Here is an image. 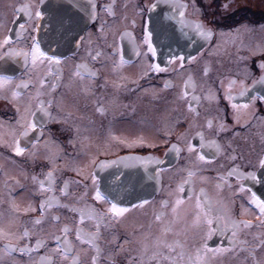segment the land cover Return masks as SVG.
<instances>
[{
    "label": "flooded vegetation",
    "instance_id": "obj_1",
    "mask_svg": "<svg viewBox=\"0 0 264 264\" xmlns=\"http://www.w3.org/2000/svg\"><path fill=\"white\" fill-rule=\"evenodd\" d=\"M45 1L41 4V0H0V41L5 36L11 39L9 44L0 46V76L10 78L0 89V138L3 140L0 142V227L17 235L24 228L32 230L34 234L19 242L21 245L35 244L37 238L46 239L48 245L31 253L16 251L7 254L4 251L7 240L0 238L2 264H41L40 258L45 255L52 257L51 264H68V261H62L52 253L54 244L48 233L59 234L58 230L65 224L74 227L79 220L78 214L67 208H54L47 213L42 225L34 226L32 221L40 216L39 211L23 212L29 202L38 209L40 200L48 195L39 194L32 177L42 180L44 174L53 168V159L55 194L60 197L61 203L76 204L77 207L90 204L98 211L108 208L110 205L93 198L96 186L93 185L92 175H95L102 194L119 206L129 208L110 227H101L98 243L103 255L98 264H130V261L138 264L143 243L151 246L163 227L162 222L156 221L155 214L164 212V221H171V205L177 197L185 201L180 209L182 219L170 225L173 231L165 239L179 240L186 253L194 255L195 249L203 244V231L186 229V226L195 217V193L201 189L213 201H223L233 218L251 220L253 224L251 228L242 229L237 237L247 241L246 244H237L233 251L215 258L209 254V264L264 262V246L257 247L264 239L261 235L264 225L256 219L259 209L251 203L253 194L261 199L251 185L260 180V159L264 158V100L259 98L264 96V71L259 67L264 61V0H177V3L186 5L183 9L185 20L202 24L212 34L201 37L198 46L200 36L193 31L185 32L183 36L187 40L189 37L194 39L195 35L196 47L163 54L156 50L155 56L148 52L143 41L145 26L149 28V6L156 0H93L96 16L84 28L78 45L62 54L51 53L41 47L48 56H56L61 62L56 65L45 60L33 66L30 56L32 37L40 42L42 20L37 24L34 12L37 5L44 11ZM24 4L32 7L31 20L17 11ZM78 6H81V0H74L72 12L78 10ZM21 25L25 26L23 30ZM220 30L226 31L221 39ZM18 32L21 33L19 39ZM132 41H135L139 55H136ZM10 50L20 54H11ZM24 52L29 53L27 63ZM97 52L100 56L94 61L92 56ZM122 56L125 63L117 66ZM82 62L96 71L94 79L81 81L73 77L76 64ZM150 64H158L164 71L150 70ZM49 67L52 75H48ZM57 75L61 79L51 93L56 103L50 111L59 122H46L42 135L39 130L29 133L22 145L27 151L22 156H16L8 146L12 143L10 130L15 128L17 134L21 130L16 124V107L23 110L29 97L35 96L40 89L41 79L46 82L41 89L46 94L40 98L47 101V93ZM189 77L195 82L193 94L200 97L198 103L192 101V111L188 107L191 96L182 98L184 81ZM230 81H235L231 89ZM17 85L21 87L17 88ZM242 85L248 89L244 96L239 94ZM13 91L22 95L13 98ZM229 91L234 97L231 101L226 99ZM209 95L211 98H206ZM253 97L256 99L253 100ZM32 104L34 107V100ZM233 104L249 106L247 109H234ZM98 108L103 112L97 111ZM37 119H41L40 113ZM199 132L204 134L206 141H216L221 152L205 148L203 152L209 162H199L200 171L193 184L186 185L185 191L179 193L177 185L187 177L186 170L194 167L196 160L195 153L187 151L185 140L191 139L199 151L200 138L196 135ZM139 134L141 138L138 141H124ZM181 134L185 138L178 139ZM37 137L39 141L34 149L31 141ZM173 145L180 149L179 155L173 150ZM134 156L143 159L169 156L168 162L158 167L161 170L159 184L152 190L147 185L149 178L145 175V166L139 167L140 174L137 176L141 181L135 183V166L129 162V158ZM233 156L236 157L234 160ZM114 160L116 163L110 165ZM102 164L107 166L101 167ZM232 168H236L238 174L228 176L226 182L218 180V175L227 174ZM239 174H243L242 178ZM103 175H112L117 181L108 184L103 181ZM200 177L207 179L201 180ZM65 181L71 182L68 185L69 194L61 196L59 189ZM218 183L220 188L216 187ZM189 187L194 193L191 200H188ZM109 188L115 189L116 195H109L106 191ZM125 188L146 191L136 198H122L120 195L124 194ZM142 200L149 203L143 207H131ZM162 201H167L168 207H162ZM13 202L19 205V213L12 211ZM53 215L59 220L53 221ZM82 226L87 231H95L92 221H85ZM230 235V232L223 236L213 234L207 240V246L212 249L230 248ZM70 239L77 247L87 248V245L82 246L75 241L74 230ZM93 255L91 251L82 253L81 264H91Z\"/></svg>",
    "mask_w": 264,
    "mask_h": 264
},
{
    "label": "snow or ice",
    "instance_id": "obj_2",
    "mask_svg": "<svg viewBox=\"0 0 264 264\" xmlns=\"http://www.w3.org/2000/svg\"><path fill=\"white\" fill-rule=\"evenodd\" d=\"M166 3L171 4L173 11L177 8L181 9L179 11L180 16V23L182 26H189L184 20V11L183 9L186 8V5L177 3V0H165ZM43 0H41V4ZM156 5H150L149 10L155 9ZM95 4H92V18H95L96 11H95ZM18 12H22L29 20L33 18V10L29 4H24L20 8L17 9ZM35 19L37 24L43 18L44 12L41 10L40 6L37 5L34 12ZM24 25H21V30L24 29ZM193 30L196 32L197 35L201 37H210L211 32L206 30L202 24L194 23L191 25ZM11 31V29H9ZM103 31V27L101 28ZM20 32L17 33V39L20 37ZM124 35H130L129 33H124ZM83 39V38H81ZM33 43L31 47V62L33 66H36L38 62L42 63L43 61L47 60L49 64L55 63L56 65L60 64V58L56 56H48L41 48V43L36 39V37H32ZM11 42L10 37L5 36L3 41H0V46L9 44ZM143 43L147 44L148 52H151L153 56L156 55V48L154 47L152 41V32L149 30L148 26H145L144 30V41ZM133 48L136 52V55H139V49L135 44V41H132ZM11 54L19 55L20 53L15 52L14 50H10ZM23 55L25 56V62L27 63L29 53L24 52ZM100 56V53L97 52L95 56H92V60H96ZM175 59V57H173ZM181 61H183V57H180ZM191 59H195L192 57ZM171 62V61H170ZM125 60L123 56L119 61V65H123ZM183 64L181 63V68ZM259 67L264 71V61H262ZM150 70H155L157 72L164 71V69L160 68L158 64H150ZM115 70V69H114ZM57 73L60 72V69L57 68ZM52 69L49 67L48 75H52ZM73 77L79 78V80L83 81L85 79L92 80L96 76V71L90 68V66L86 62L78 63L75 66V71L73 72ZM205 75H207V70H205ZM10 78L0 76V89L4 87V84ZM61 77L57 75L56 81H53L51 84V88L47 95L49 96L48 100L45 101L40 97L44 96V93L41 89L45 85V80H40V89L37 90L35 96L29 97V102L24 106L23 110L19 106L16 107V111L18 114V118L16 120V124L21 129L17 134L16 129L12 128L9 132V135L12 137V143L8 146L11 147L12 151L16 156H22L27 151L26 147L22 146L23 142L29 137V133L35 132L37 130L40 131L41 135L43 133V128L46 122L51 120H56L59 122L57 117H54L50 111L53 104L56 103L55 99L52 97L51 93L56 90L59 86ZM262 81H264V77H262ZM255 83V82H254ZM235 84V81H230L229 89H231V85ZM24 87H27V84H23ZM168 84L166 82L165 87ZM21 87V85H17V88ZM192 90L191 92L189 90ZM195 89V82L194 80L189 77V79L184 81V90L182 91V98H187L191 96V100L189 101V110H193L192 101H196L197 103L200 100L199 96L194 95ZM248 91L247 88L241 87L240 95L244 96L245 93ZM13 98L19 97L22 95L19 91H13L12 93ZM206 98H211V96H207ZM261 100H264V96L259 97ZM226 99L231 101L234 97L229 93H226ZM253 100L256 97L252 98ZM35 101V106L33 107L32 101ZM248 104L238 105L233 104L232 107L234 109L248 108ZM97 111L103 112V109L98 108ZM41 114V119H37V114ZM209 128H211V122L208 124ZM221 130H223V125H221ZM197 136L200 138V150L197 151L192 143L191 139H186L187 151L192 154L195 153L196 160L193 162L194 167L187 169V177L184 178L178 185H177V192L183 193L185 191L186 185H192L194 182L197 173L200 171L198 164L199 162H209L208 157L203 152L205 148H215L217 153L221 152V147L217 144L216 141H206L204 138V134L202 132L196 133ZM185 138L184 134H181V137L178 139ZM39 141V137L36 140L31 141L33 148L35 149L37 143ZM0 142H3L2 138H0ZM173 150L176 151L177 155H179L180 149L176 146H172ZM34 155V153H33ZM233 160L236 158L235 156L231 157ZM139 159V158H136ZM53 168L49 169L47 173L44 174V178L41 180L37 176H33V182L38 186V192L42 196L45 193L48 195L44 196L39 202V208L37 209L32 205L31 202L28 203L26 207L23 208L24 213L28 212H36L39 211L40 216L35 218L32 221L34 226H40L44 223L45 217L47 213L54 209V208H67L69 211L78 214L79 220L75 222L74 227H70L68 224L63 225L59 230V234L57 232L48 233V237L54 244V247L51 249L52 253L58 255L62 261H68V264H81V254L87 253L91 251L94 253L92 256L91 264H98L100 258L103 255V249L98 243L101 239V227L108 228L111 226L113 221H117L119 218L123 217L125 213L129 211L127 207H121L116 202L112 201L106 195L102 194L101 190L97 186L96 176L92 175L93 185L96 186V191L94 195V200L96 201H103L106 204L110 205L104 211H98L95 207L90 204H84L81 207H77L76 204H64L61 203L60 197H58L56 193V175H55V160L52 161ZM145 165L148 163L155 162L157 164L162 163L160 160L153 161L152 158H147L141 161ZM112 163H115L113 161ZM260 164L264 166V158L260 159ZM106 164H102L101 167H106ZM127 166V165H126ZM158 173L161 170H157ZM79 174V171H78ZM233 174H238V170L236 168H232L229 170L227 174L218 175V180L221 182H226L227 177ZM242 178L243 174H239ZM12 179H15L14 177ZM159 176H157V180ZM201 180H206V177H200ZM19 183V181H16ZM70 181H65L64 185L60 187L59 192L61 196H67L68 193V185ZM78 183V182H77ZM217 188L221 187V184L218 183L216 185ZM188 191V200L192 199L193 196V189L189 187ZM86 195V194H85ZM196 202L195 207L197 212L195 214L194 219L191 221L190 224L186 226L187 228H191L194 230H202L203 231V244L201 247H197L195 249V254L186 253L184 245L179 240L168 241L165 237L173 231L172 227L170 226L173 223L178 222L182 219L181 216V206L185 203L184 199L181 197H177L171 205V214L172 220L171 221H164V217L166 213L164 212H157L155 214V219L158 222L163 223V227L160 230V235H158L152 242L151 246L145 242L142 245L140 250V257L138 264H209V254H211V258H215L217 255H221L226 252L233 251L237 244H246L247 241L238 240L237 237L242 229H248L253 226L251 220H244V219H235L233 218L227 209V206L223 203V201H213L208 194L201 189L200 192L195 193ZM149 201L142 200L139 204H133L132 208L143 207L144 205L148 204ZM251 203L259 209V215L256 219L260 222V225H264V200H261L253 194ZM161 206L166 208L168 207L167 201H162ZM12 211L14 213H19L21 211L18 204L15 202L11 205ZM53 221H58L59 217L56 215L52 216ZM85 221H92L95 226V231H87L82 226ZM74 230L75 232V241L79 242V245H87V248L77 247V245L70 239V233ZM231 233L228 236L229 242L231 244L230 248H223L217 247L215 249L209 248L207 246V240L212 237L213 234H220L223 236L225 233ZM34 232L29 230L28 228H24L23 232L19 235L13 233L11 231H5L3 227H0V238L6 239L7 243L5 245L4 251L7 254H11L12 252L19 251L21 254L31 253L37 251L41 247H47V240L43 238H37L35 244L32 243H24L20 244L19 242L29 239ZM179 235V233H177ZM261 235H264L262 233ZM145 241L147 240V234L144 237ZM16 241V243H14ZM127 243V241H125ZM264 246V239L260 241V244L257 247ZM166 249L167 251H164ZM176 249H180L179 252ZM175 253V254H174ZM41 264H51L52 257L45 255L40 258ZM0 264H2V259H0ZM132 264V261H130ZM258 264H264V262H258Z\"/></svg>",
    "mask_w": 264,
    "mask_h": 264
},
{
    "label": "water",
    "instance_id": "obj_3",
    "mask_svg": "<svg viewBox=\"0 0 264 264\" xmlns=\"http://www.w3.org/2000/svg\"><path fill=\"white\" fill-rule=\"evenodd\" d=\"M73 2L74 0H46L44 2V16L40 23V43L45 51L62 54L73 50L78 45L84 28L92 20L93 0H81V6H78V10H73L72 12L71 7L73 6ZM151 5H156V7L148 12L149 30L152 32V41L157 53H174L185 47L192 48L197 46L195 35L194 39L189 37L188 40L185 35L183 36L185 32L195 31L191 27L192 22L185 20V18L184 20L189 26L181 25L179 16V11L181 9H176L174 12L171 4L166 3L165 0H156ZM200 38L201 36L198 39V46H200ZM150 158H152L153 161L160 160L162 163L157 164L152 162L145 165L141 162L145 159L139 156L130 157L129 162L134 163L135 166V183L141 181L137 176L138 173L140 174L139 167H146L145 175L149 178L147 185L149 184V189L152 190L155 185L158 186L159 184V179L157 180V176H159L157 171L158 167L166 164L169 160V156L163 159ZM112 162L110 165L116 163V161L115 163ZM149 164L150 167H148ZM258 176L260 180L253 183L251 187L256 195L264 200V166H262ZM102 178L103 181L108 184L117 181L116 177L112 175H103ZM106 191L111 196L117 193L113 188L106 189ZM144 191L146 190L136 189L132 191L131 188H125L124 194L120 196L122 198H136L142 196L143 194L140 193Z\"/></svg>",
    "mask_w": 264,
    "mask_h": 264
},
{
    "label": "rangeland",
    "instance_id": "obj_4",
    "mask_svg": "<svg viewBox=\"0 0 264 264\" xmlns=\"http://www.w3.org/2000/svg\"><path fill=\"white\" fill-rule=\"evenodd\" d=\"M225 33H226V31L224 30H220V35H219V39H221L222 37H223V35H225ZM218 43V42H217ZM216 43V44H217ZM218 51H216V53H217ZM136 127H135V129H134V132H136ZM137 133H138V131H137ZM136 134V133H135ZM139 138H141V134H139V136L138 135H134L133 136V138H129V137H127V138H125L124 139V141L125 142H128V143H130V142H134V141H138L139 140Z\"/></svg>",
    "mask_w": 264,
    "mask_h": 264
}]
</instances>
